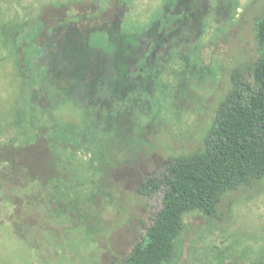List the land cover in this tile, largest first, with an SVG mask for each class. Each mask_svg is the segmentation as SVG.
I'll return each mask as SVG.
<instances>
[{"label":"trees","instance_id":"1","mask_svg":"<svg viewBox=\"0 0 264 264\" xmlns=\"http://www.w3.org/2000/svg\"><path fill=\"white\" fill-rule=\"evenodd\" d=\"M203 3L213 5L216 0H185L183 12L167 13L164 22L156 23L158 36L174 23L158 40L166 53L157 56L155 48L151 49L153 43L134 53L133 47L138 46L134 36H120L99 13V23L87 22L84 29L80 22L71 21L75 24L69 27L56 18L57 37L46 36L53 28L43 21L44 28L34 42L44 40L37 44L40 54L34 57L13 45L15 72L22 89L16 111L0 124V176L8 190L24 189L26 193L9 197L27 200V209L39 207L42 222L52 220L56 225L49 229L82 228L97 247L101 233L112 231L103 227L105 207L124 214L129 208L122 202L127 196L112 180L114 169L137 163L143 146H152L148 136L156 135L171 109L181 110L189 86L175 83L173 78L181 77L179 72L186 65L196 69L190 59L197 44H190V33L179 32L184 28L176 22H203L197 35L200 42L207 23L206 18L197 17ZM95 31L107 33L114 44L112 53L90 45ZM255 40L264 50V13L256 19ZM200 66L205 67L203 62ZM229 81L204 127L199 146L170 155L161 178L142 175L133 189L131 201L151 197L163 187L162 208L119 264H174L179 258L186 215L218 218L227 195L264 178V54L247 66L234 67ZM165 90L163 105H159ZM67 103L74 107L75 118L59 120L53 116ZM162 112L166 114L160 117ZM34 148L44 153L39 170L27 163L32 158L27 154Z\"/></svg>","mask_w":264,"mask_h":264},{"label":"rangeland","instance_id":"2","mask_svg":"<svg viewBox=\"0 0 264 264\" xmlns=\"http://www.w3.org/2000/svg\"><path fill=\"white\" fill-rule=\"evenodd\" d=\"M120 1L114 5L113 1L104 0H0V124L16 111L21 99L22 86L15 72L13 45L24 55L40 54L37 44L44 39L39 38L37 44L34 40L43 30L44 22L52 29L58 18L60 22H80L84 29L87 22L99 23L96 16L99 13L100 19H107L109 27L117 29L120 36H134L138 46L132 50L139 53L146 46L144 37L149 38L147 41L158 37L156 23L164 22L167 13H181L186 7L185 0ZM233 1L237 6L231 0L201 5L197 17L206 18L207 23L200 42L197 35L203 22L199 19L177 22L185 29L178 27L179 32L190 33V44H197L190 59L196 69L186 65L179 72L181 77L173 78L175 83L189 86L185 89L187 96L181 110L171 109L156 135L148 136L152 146H143L137 154V163L114 169L112 180L118 185V191L127 196L122 202L129 208L124 214L112 206L105 207L103 227L112 231L101 233L96 247L82 228L49 229L56 225L52 220L42 222L39 207L27 209V200L20 202L9 197L17 193L22 197L26 193L24 189L8 190L0 176V264H119L129 253L131 243L144 234V226L154 223L162 208L163 187L151 197L131 201L141 176L155 174L161 178L170 164V155L196 149L217 102L229 87L231 70L238 65L247 66L264 54L255 40V23L264 13V0ZM89 43L107 54L114 50L104 31L91 33ZM154 48L153 44L151 49ZM160 53H166L165 46L156 48L155 56ZM202 62L204 68H200ZM164 97L166 90L159 96V105H163ZM168 101L171 106L172 98ZM75 112L67 103L55 110L53 116L70 120L76 117ZM30 151L27 156L30 154L33 159L27 163L33 170H39L44 164V153L41 148ZM184 224L179 258L174 264H264V178L227 195L218 209V218L190 213L185 216Z\"/></svg>","mask_w":264,"mask_h":264},{"label":"flooded vegetation","instance_id":"3","mask_svg":"<svg viewBox=\"0 0 264 264\" xmlns=\"http://www.w3.org/2000/svg\"><path fill=\"white\" fill-rule=\"evenodd\" d=\"M59 20H61V19H59ZM58 20V21H59ZM179 20H177V22H178ZM176 22V23H177ZM72 23H74V22H68L67 23V25L70 27L71 25H72ZM75 24V23H74ZM174 24V23H173ZM173 24L171 25V26H173ZM73 26V25H72ZM170 25H167V26H165L164 28H163V30L159 33V36L156 38V39H152V40H150V42H146V49L145 50H147L148 49V46H151L152 45V43L154 44V46H155V49H154V53H155V50H156V48H159L160 47V45H158V43H156V41L157 40H159L160 38H163V36H164V33H166V31L167 30H169V28L171 27ZM118 29H120V27L118 28ZM52 37H57L58 36V33L60 32L59 31V29H57V26L54 24L53 25V29H52ZM51 33V32H50ZM167 42V41H166ZM152 54H153V52H152Z\"/></svg>","mask_w":264,"mask_h":264}]
</instances>
